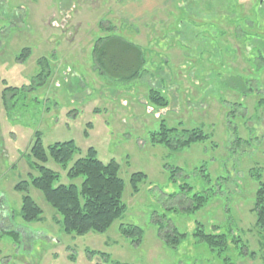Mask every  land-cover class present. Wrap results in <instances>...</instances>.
Segmentation results:
<instances>
[{
    "label": "rangeland",
    "instance_id": "rangeland-1",
    "mask_svg": "<svg viewBox=\"0 0 264 264\" xmlns=\"http://www.w3.org/2000/svg\"><path fill=\"white\" fill-rule=\"evenodd\" d=\"M143 1L0 0V264H264V232L252 212L255 175L264 173V0H176L163 9L158 0ZM195 5H202V19L213 17L210 24L195 23ZM225 9L226 29L215 20V10ZM99 25L113 26L111 34L145 56L161 52L164 64H152L160 73L129 84L103 77L92 50L109 33ZM160 27L165 44L173 35L174 48L155 47ZM154 88L167 108L149 102ZM161 121L178 133L202 130L207 139L176 149L152 144ZM38 133L45 149L73 142L64 169L49 156L41 164L60 184L82 183L66 170L89 149L99 161L117 163L125 212L107 231L65 234L32 187L26 194L41 219L21 220L24 194L14 188L38 176L30 154ZM135 173L145 178L133 192ZM195 194L208 201L189 211ZM198 224L225 235L227 250L217 254L198 243ZM120 225L140 228L142 241L121 236ZM171 229L186 235L176 249L160 237Z\"/></svg>",
    "mask_w": 264,
    "mask_h": 264
},
{
    "label": "trees",
    "instance_id": "trees-1",
    "mask_svg": "<svg viewBox=\"0 0 264 264\" xmlns=\"http://www.w3.org/2000/svg\"><path fill=\"white\" fill-rule=\"evenodd\" d=\"M99 28L109 33L99 37L92 50L94 67L103 77L112 82L129 84L151 72L146 68V56L138 45L123 37L111 34L114 32L113 26L104 28L99 25ZM28 52L29 50H25V53ZM38 63L41 64L42 61H38ZM151 69L154 70L153 65ZM148 98L156 108L165 109L168 106L165 96L155 88L149 91ZM150 138L152 144L176 149L205 140L207 136L202 133V130L197 129L178 133L175 129H167L162 122L160 131L154 132ZM74 151L72 141L56 143L45 149L40 143L39 133L36 134L30 154L32 160L35 161L32 163V167L37 170L38 176H30L29 182L22 181L14 188L24 194L21 198L20 208V217L23 222L26 224L38 222L42 215L41 209L26 194L28 187L42 193L45 202L59 215V223L67 235L83 236L90 232L104 233L114 220L124 214L125 205L122 202L124 183L118 177L119 167L114 160L105 164L97 159L95 150L89 149L86 157L77 159L66 170V175L71 180L83 178L79 186L60 184L58 174L41 165L49 156L64 169L71 160ZM255 177L257 188L252 212L255 215V227L260 232H264V173H258ZM144 178L145 175L142 173L131 175L130 185L133 192L137 191L138 184ZM207 201L206 196L195 194L192 199L194 204L187 210L198 211ZM160 231L161 239L171 249H176L186 236L172 229L166 232ZM119 233L121 236L133 238L134 243L142 241L143 231L138 227L120 225ZM193 236L198 243L204 244L211 252L220 254L228 248V238L223 234H218L216 228L212 233H206L198 224ZM100 256L106 259L105 254L100 253ZM112 264L119 263L113 262Z\"/></svg>",
    "mask_w": 264,
    "mask_h": 264
},
{
    "label": "crops",
    "instance_id": "crops-1",
    "mask_svg": "<svg viewBox=\"0 0 264 264\" xmlns=\"http://www.w3.org/2000/svg\"><path fill=\"white\" fill-rule=\"evenodd\" d=\"M148 1L149 0H147L146 1V3L143 1V4L144 5H146V4H148ZM173 1H176V0H158V2H160V3H162V5L161 6H163L161 9H163V8H165L167 5H172V2ZM157 2V3H158ZM194 3V2H193ZM141 4H142V2H141ZM184 4L183 3H178L177 4V7L179 6L180 8L183 6ZM210 5V4H209ZM220 6L222 7V5L220 4ZM258 7H259V5H257ZM178 7V8H179ZM195 7L197 8V9H200L198 12H196L195 13V17L196 18H198L199 17V19H197L196 20V18H194V21H195V23H198V22H201V23H203L202 22V20L204 21V23H209L210 24V21L213 19V17H211L210 16V14H208L207 15V17H205V19H202V16H205V14L204 13H202L201 11H202V5L200 6L201 8H199V7H197L196 5H195ZM222 9V8H221ZM158 10H160V9H158ZM216 11V13H219V16H217V14L215 13V16L216 17H218L219 19H215V20H219V24H216L217 26H219L220 28L222 27V25H224L225 26V29H226V21L225 20H223L222 18H221V16H228V15H225V14H227V12H226V9H225V11H222V10H215ZM224 14V15H223ZM144 16V15H143ZM146 16V15H145ZM228 20V19H227ZM224 21V22H223ZM201 23H198V24H201ZM228 23V22H227ZM172 29H174V27L172 26ZM162 30V32H164V29L162 28V27H160V29H159V33L158 34H160V36H162V38L159 40V38H158V40H156V41H154V43H155V47H158V48H160L161 50H164L165 49V47L166 48H170V47H175L174 46V44L176 43L175 42V40H173V35H171L170 34V38L172 39V41L169 43V45H167V44H165L166 42H168V41H165L164 40V37L165 36H167V35H164V33H160V31ZM226 31V30H225ZM168 32V31H167ZM176 33V32H175ZM211 33H213V34H215V36H214V39H217L218 38V36H216V32L214 31V29L212 30V32ZM161 34H163V35H161ZM159 36V37H160ZM205 39L206 40H208V41H212V39L213 38H210V35H207V34H205ZM185 42H183L182 43V47L183 48H190V46H185ZM164 45H166L165 47H164ZM151 47V46H150ZM142 50H144V48H142V47H140ZM153 48V47H152ZM157 48V49H158ZM156 49V50H157ZM162 53L161 52H159L158 50L156 51V53H154L153 51L152 52H150L147 56H146V63L148 64H146L147 66H146V68H148L150 71H151V73H154V74H156V75H158L160 72L157 70V69H155L154 68V70L152 71V64L154 63H156L157 61H155V60H153V58H158L159 59V57H160V55H161ZM154 55V56H153ZM187 56H189V52H187ZM151 58V59H150ZM167 60H168V62H167V64L169 63V61H170V59L169 58H167ZM160 64H164L163 63V60L160 58L159 59V61H158ZM166 65V64H165ZM155 67V66H154ZM168 69V68H167ZM166 72V66H165V70H164V73ZM168 73V72H167ZM193 75H195L194 73H193Z\"/></svg>",
    "mask_w": 264,
    "mask_h": 264
},
{
    "label": "bare ground",
    "instance_id": "bare-ground-1",
    "mask_svg": "<svg viewBox=\"0 0 264 264\" xmlns=\"http://www.w3.org/2000/svg\"><path fill=\"white\" fill-rule=\"evenodd\" d=\"M233 223V222H232ZM233 226V225H232Z\"/></svg>",
    "mask_w": 264,
    "mask_h": 264
}]
</instances>
